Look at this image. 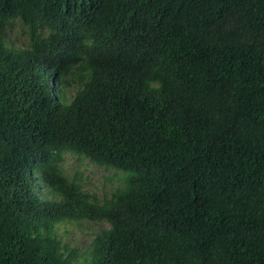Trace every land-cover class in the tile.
Returning a JSON list of instances; mask_svg holds the SVG:
<instances>
[{
    "label": "trees",
    "instance_id": "16d2710c",
    "mask_svg": "<svg viewBox=\"0 0 264 264\" xmlns=\"http://www.w3.org/2000/svg\"><path fill=\"white\" fill-rule=\"evenodd\" d=\"M0 264H264V0H0Z\"/></svg>",
    "mask_w": 264,
    "mask_h": 264
},
{
    "label": "rangeland",
    "instance_id": "374dc122",
    "mask_svg": "<svg viewBox=\"0 0 264 264\" xmlns=\"http://www.w3.org/2000/svg\"><path fill=\"white\" fill-rule=\"evenodd\" d=\"M20 45H24L23 42H21ZM65 163L69 173L73 174L76 170L81 171V183L85 190L96 193L99 198H103L105 194L109 195L111 193V187L107 188V184H105L104 180V175L109 176L111 173L106 172L103 167H99L87 160L79 162L70 156L66 158ZM79 225L80 224L73 221L63 222L58 225L56 232L64 242L77 244L80 245V247L85 246L84 243L90 242L92 234L95 233L98 227L94 224L90 225L88 221H83L81 223V225H83L82 227Z\"/></svg>",
    "mask_w": 264,
    "mask_h": 264
},
{
    "label": "clouds",
    "instance_id": "9594fccd",
    "mask_svg": "<svg viewBox=\"0 0 264 264\" xmlns=\"http://www.w3.org/2000/svg\"><path fill=\"white\" fill-rule=\"evenodd\" d=\"M19 46H24V45H19ZM56 65H58V64H56ZM51 66V65H50ZM52 68H53V74H52V76H48V78H46V84H47V88H48V90H49V93L51 94V95H49L50 97H57L58 96V94L60 93L59 91H60V89H61V81H62V75L60 74H58L57 73V69L56 68H54L53 66H51ZM70 85H72L73 87L72 88H70V86H68L66 89L67 90H69L68 91V94H70L71 93V91L73 90V93L72 94H75V92H76V90H77V85H76V83L73 81V80H71L70 79ZM63 90H64V87H63ZM54 99V98H53ZM54 101L56 102V100L54 99ZM57 103V102H56ZM68 156H70V157H72V158H75L77 161H79V162H84L85 160H87V161H90V162H92L91 160H89V159H85V158H81V156H79V155H77V154H75V153H73L72 151H68V152H66L65 153V155H64V163H63V165H65V167H66V169H67V165H66V158L68 157ZM39 160H37L36 162H38ZM93 163V162H92ZM94 164V163H93ZM67 171H68V169H67ZM76 171H78V170H76ZM74 174V173H73ZM73 174H71V173H69V175H73ZM40 187H42V185H40ZM45 195H46V192H45V188H43V197H45Z\"/></svg>",
    "mask_w": 264,
    "mask_h": 264
}]
</instances>
